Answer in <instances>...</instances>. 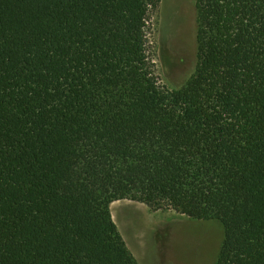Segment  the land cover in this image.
Wrapping results in <instances>:
<instances>
[{"label": "trees", "instance_id": "1", "mask_svg": "<svg viewBox=\"0 0 264 264\" xmlns=\"http://www.w3.org/2000/svg\"><path fill=\"white\" fill-rule=\"evenodd\" d=\"M161 0H0V264H140L111 206L218 220L215 264H264V0H196L162 84Z\"/></svg>", "mask_w": 264, "mask_h": 264}, {"label": "rangeland", "instance_id": "2", "mask_svg": "<svg viewBox=\"0 0 264 264\" xmlns=\"http://www.w3.org/2000/svg\"><path fill=\"white\" fill-rule=\"evenodd\" d=\"M196 0H161L150 39L162 84L181 87L197 60ZM119 206V207H118ZM111 211L140 264H215L224 237L218 220H195L173 210H151L124 199Z\"/></svg>", "mask_w": 264, "mask_h": 264}, {"label": "bare ground", "instance_id": "3", "mask_svg": "<svg viewBox=\"0 0 264 264\" xmlns=\"http://www.w3.org/2000/svg\"><path fill=\"white\" fill-rule=\"evenodd\" d=\"M119 207V206H118Z\"/></svg>", "mask_w": 264, "mask_h": 264}]
</instances>
